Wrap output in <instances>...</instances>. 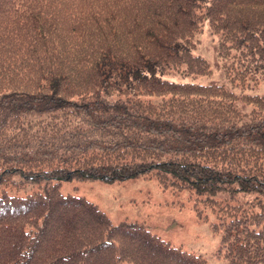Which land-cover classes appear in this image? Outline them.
<instances>
[{
    "label": "trees",
    "instance_id": "trees-1",
    "mask_svg": "<svg viewBox=\"0 0 264 264\" xmlns=\"http://www.w3.org/2000/svg\"><path fill=\"white\" fill-rule=\"evenodd\" d=\"M206 19L227 77L263 78L264 0H0V264H209L61 189L136 176L210 205L227 264H264V94L166 77L211 73Z\"/></svg>",
    "mask_w": 264,
    "mask_h": 264
},
{
    "label": "rangeland",
    "instance_id": "rangeland-1",
    "mask_svg": "<svg viewBox=\"0 0 264 264\" xmlns=\"http://www.w3.org/2000/svg\"><path fill=\"white\" fill-rule=\"evenodd\" d=\"M199 42L195 53L202 54L210 62L211 73L205 75L185 74L173 70L167 78L178 81H198L224 84L237 93L264 94V77L257 83L243 87L234 83L225 73L223 61L217 52V39L210 30L208 19L198 34ZM243 110L252 105L237 100ZM45 181V180H43ZM34 188L12 185L11 193L24 195ZM64 193L82 195L97 203L111 217L114 223L138 221L145 223L153 232L184 249L204 256L209 264H227L219 253L222 231L214 228L219 221L218 214L210 205L198 199L197 193L189 188L163 187L155 177L136 176L123 180H107L100 177L63 180ZM121 264H132L122 261Z\"/></svg>",
    "mask_w": 264,
    "mask_h": 264
}]
</instances>
